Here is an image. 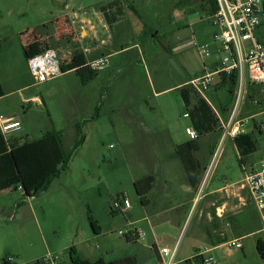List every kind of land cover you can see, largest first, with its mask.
Here are the masks:
<instances>
[{
    "label": "rangeland",
    "instance_id": "1",
    "mask_svg": "<svg viewBox=\"0 0 264 264\" xmlns=\"http://www.w3.org/2000/svg\"><path fill=\"white\" fill-rule=\"evenodd\" d=\"M111 1L0 0V72L6 92L17 85V78L30 77L25 54L52 48L69 63L72 54L79 50L77 36L83 31L82 24L76 23L77 17L98 12L100 5ZM120 2L123 16L110 31L101 33L103 40L111 37L110 49L102 47L96 53L107 57V67L98 71L86 88L72 71L52 81L31 85L21 93L24 99L38 96L42 106L22 103L16 95L7 98L22 122L21 134L33 140L47 132L62 133L63 150L70 159L67 168L35 197H26L21 188L0 193V264L9 258L15 264H29L47 256L53 264H72L68 255L72 246L79 258L89 264L133 259V264L151 261L155 264L154 240L158 246L169 249L177 245V264H201L199 258L189 262L183 258L197 253L202 246L207 214L231 199L223 190L191 204L192 194H188L180 164L172 162L171 165H176L173 169H162L160 147L165 151L162 153L169 152L166 142L167 132H171L169 124L184 135L190 120L182 116L186 111L180 89L157 92L179 84L188 76H199L203 63L208 65L218 56L216 38L220 31L208 21L203 0L197 1L198 8L193 7L190 14L183 12L189 7L185 0ZM66 15L73 19L57 20L58 16ZM95 25L100 29L96 21ZM176 27L182 30L172 39L171 31ZM193 41L198 46L207 45L211 56L198 54ZM184 44L190 45L187 52L170 51ZM110 51L120 52L107 56ZM251 84L245 76L230 98L221 77L215 75L209 89L203 92L206 99L200 97L223 123L228 113H222V109L234 110L236 120H247L245 130L253 134L256 145L255 152L242 165L233 141L222 138V129L202 135L194 154L205 169L204 182L198 189L200 195L237 184L242 186L241 194L249 202L242 180L253 164L264 159V106L254 107L247 101ZM255 89L264 96V88ZM82 91L89 94L88 102ZM87 114L95 120H85ZM77 124L81 125L80 136L75 132ZM80 139V145L73 151ZM168 171L165 188L175 197L163 209L158 197L164 188L161 180H165L163 175ZM147 176L155 179L153 188L143 195L151 204L142 205L134 182ZM117 198L128 200L130 208L124 212L111 211ZM90 220L98 223L99 234L92 232ZM131 229L139 232L137 241L128 238L126 233ZM260 238L264 239V234L242 240L243 248L226 264H264L256 251ZM204 257L216 261L214 255Z\"/></svg>",
    "mask_w": 264,
    "mask_h": 264
},
{
    "label": "trees",
    "instance_id": "2",
    "mask_svg": "<svg viewBox=\"0 0 264 264\" xmlns=\"http://www.w3.org/2000/svg\"><path fill=\"white\" fill-rule=\"evenodd\" d=\"M208 4L209 15H213L216 11L215 0H209ZM98 10L109 29L124 14L123 5L117 0L100 5ZM85 64V59L81 54L74 52L70 62L63 65L62 70L63 73L75 72L80 83L85 85L98 75L97 71L90 70ZM217 75L221 77L222 86L226 87L229 97L232 98L239 83L238 71L233 70L229 74L218 73ZM256 87L264 88L261 85L251 84L247 93V101H251L254 107L264 106V96L259 94V91L255 89ZM179 92L192 128L196 133V138L176 146L175 154L181 163L187 183L193 190H197L202 181L204 171L201 163L194 156L195 152L198 151V140L204 134H210L216 132L217 129H221L220 120L214 109L203 98L191 91L188 86L181 87ZM221 111L226 113L225 109ZM75 132L77 136H80V124L75 126ZM61 138L62 133L54 131L47 132L36 140L8 137L0 132V193L21 188L26 197L32 198L45 191L50 182L57 178L68 166L70 155H65ZM232 141L239 154V162L243 165L245 158L256 150L253 134L246 132L236 136ZM80 143L81 139L77 140L73 151L78 148ZM154 180L153 176H147L134 182L136 193L142 205L149 204V201L143 195L153 188ZM89 222L92 232L96 235L99 234L100 227L98 223L94 220ZM128 238L130 241L139 239L136 229ZM256 251L260 258L264 260V239L256 241ZM68 255L72 264H89L88 261L79 258L73 246L68 249ZM195 259L198 258L193 257L190 260ZM190 260H187V262ZM125 263L133 264L135 260H124L111 264ZM2 264L11 263L8 262V259H3ZM29 264L44 263L41 260H36Z\"/></svg>",
    "mask_w": 264,
    "mask_h": 264
},
{
    "label": "built area",
    "instance_id": "3",
    "mask_svg": "<svg viewBox=\"0 0 264 264\" xmlns=\"http://www.w3.org/2000/svg\"><path fill=\"white\" fill-rule=\"evenodd\" d=\"M216 11L208 15L207 19L220 31L217 36L219 43L218 68L216 73L229 74L233 70L238 71L239 83L246 76L252 84L264 87V43L256 38L258 27L264 23V4L260 0H215ZM76 18V17H74ZM1 41V35H0ZM192 46L196 47L198 54L209 57L211 52L208 46H198L194 41ZM30 75L35 84H43L63 75L62 67L66 63L58 55L57 50L48 48L26 59ZM107 57H98L86 62L92 71H101L107 67ZM212 83V74L190 82L192 89L203 97V92L208 90ZM240 93L237 99L239 103ZM215 111V110H214ZM217 114V113H216ZM188 117V114H184ZM220 120V119H219ZM247 120H236L233 110L228 120L220 121L222 138L234 139L236 136L245 134V123ZM20 122L5 119L0 116V132L8 136L20 129ZM196 138V133L193 135ZM242 183L247 188L252 204L258 211L264 231V159L252 165L250 172L246 173ZM130 208L126 199H115L111 204V211L124 212ZM135 229L126 234L131 235ZM119 235H124L119 232ZM229 248L240 249V241L232 240L226 243ZM177 245L173 249L162 247L158 249V264H177ZM206 251H198L194 257L200 258L201 264H217L212 257H204ZM11 259H8L10 262ZM44 264H53L50 256L41 260Z\"/></svg>",
    "mask_w": 264,
    "mask_h": 264
},
{
    "label": "crops",
    "instance_id": "4",
    "mask_svg": "<svg viewBox=\"0 0 264 264\" xmlns=\"http://www.w3.org/2000/svg\"><path fill=\"white\" fill-rule=\"evenodd\" d=\"M117 1H120V0H117ZM197 1L198 0H185L186 5H189V7L186 6L188 8L186 10H183L184 14L193 13V11H192L193 7L198 8L197 7V5H198ZM260 1L262 4H264V0H260ZM203 2H204V5L202 6L203 11L209 15V4H208L209 0H203ZM64 17L67 18L68 20L73 19L72 17H69L66 15V16H58L57 20L64 18ZM77 19L78 20L76 21V23L79 22L80 24H82L81 29L83 28V31H81L77 36V42L79 44L78 45L79 46L78 52L85 59V62H88L90 60L98 58L99 56L96 53L100 50V48L107 47L108 49H110L111 37L108 41L103 40L101 33L103 34L104 31L108 32L111 29H109L107 27L102 15L99 11L98 12L94 11L93 13L88 14V15L83 14L80 17H77ZM95 21L99 24V27H97V28H100V29H96ZM180 30H182L181 27H176L175 30L171 31L172 39H174V37H175L174 35H179L178 32ZM255 35L259 41L264 43V23H262L258 27ZM107 38H109V36ZM177 40H179V39L177 38ZM179 41H181V40H179ZM1 42H2V37H1L0 44H1ZM29 43L31 44V42H29ZM189 44H184L183 46H178V47L175 46L173 49H170V51L171 52L175 51L176 54L181 53V52H187L186 50H188L187 48L190 46ZM166 47L169 48L170 46L168 45ZM119 52L120 51L114 52V53L118 54ZM110 53H111V51H110ZM114 53L108 54L107 56L113 55ZM29 56H31V55L26 54V57L24 60L26 61L27 57H29ZM218 60H219L218 56H216L214 59L210 60V63L208 65L203 63V69L201 70L199 76H196V75L188 76L179 84L171 86L170 88H167V89H162L157 93H163L165 91H170L173 89L178 90V89H180V87H184V86H188L191 91L196 93L192 89V87L190 86V82L193 80H196V79H198V78H200V77H202L208 73L212 74V77L217 75L216 69L218 68V65H219ZM65 63L67 64V61H65ZM183 68L186 69L185 67H183ZM67 73H69V72H67ZM67 73H64L63 75H65ZM29 74H30V72H29ZM30 78H31V82L33 84H30ZM4 83L5 82H4V80L2 78V74L0 72V116H2L5 119H11L14 121H19L20 125H21L19 130L9 134L8 137L10 136V137H15V138L31 140L27 134H21V132L23 131L22 122H21L20 118L16 115L14 108L10 107L11 103L7 102V100H8L7 98H9L12 95H16L19 98H21L22 103L34 102V103L38 104L39 106H42L43 101L40 100L38 96H31V97H28L26 99L22 98V96H21V93L29 90L35 83L33 82L31 75L28 79L26 78L25 80L17 78L16 79L17 85H15L10 90V92H6ZM87 84H85V85L81 84V85L83 86V88H86ZM82 96H83L85 102H88L90 100L89 94H86L84 91H82ZM181 101L183 104L182 98H181ZM3 105L5 106V108H3ZM183 106H184V104H183ZM22 107L24 109V105H22ZM226 111H228V110H226ZM226 113H228L227 116L229 118L231 111L226 112ZM184 114H187V113L185 112ZM184 114L182 116H184ZM88 115L89 114H87V116H85V117H87L85 120H91V121L95 120V118H93L92 116H88ZM183 118H189V117H183ZM228 118H227V120H228ZM191 128H192V124L190 121V125L185 128V132L183 135L179 132L177 127H174V126H172V124H169L168 130H170L171 132H167V135H166L167 136L166 142H168L169 146H170L169 152L167 154L162 153V151L163 152H165V151L163 150V147H160L161 148L160 153L163 155L162 156V162H163L162 165H164L162 167V169L169 168V171H170L171 169H173L172 167L176 166V165H171V163L173 162V164H175L174 162H176V161L181 166L179 159L177 158V156H175V148H176V146H178L184 142L195 139L193 136L195 134V132H194L193 128H192V130H191ZM257 129H258V127H257ZM33 140H36V139H33ZM160 145L162 146L163 143H159V146ZM181 168H182V166H181ZM169 171L167 173L165 172V174L163 175V178H165V180L164 181L161 180V182L163 183L164 188H163V191L160 192L161 194L158 197V201L164 206L163 209L169 207V205H171V203H172L173 197H175V195L168 193L166 188H165V185L167 183L166 175L169 173ZM185 180H186V177H185ZM203 182H204V175L202 176V181H201L200 185L203 184ZM186 184L188 187L187 188L188 194H192V197L190 198L191 204H194L195 202H197V199L201 200L202 198H207V197L214 195V194H217L218 192H221L223 190L225 192H227V194H229V196L231 195L230 200L223 202L222 205L220 207L216 208L214 211H212L211 214L210 213L207 214L206 220H205V222H206V235L203 238V243L201 246L202 248L199 247L197 249L198 251H200V250L206 251L207 254L214 255L216 257L217 264H226V262H225L226 260L231 258L233 255L238 254L239 250H241L243 248V246L240 249L229 248L226 245L227 242L232 241V240H238L241 243L242 240H244L245 238H247L249 236H254V237L256 236L257 237L261 234H264V231H262V223L260 220L259 213L255 209L254 205L252 204L250 196H249V202H246L245 197L241 194V190H242L241 185L235 184V185H233L234 187H231V188H226V189H220L219 188L216 190H210V191L204 192L202 195H200L201 192L200 191L198 192L200 185H199L197 190H193L189 186V184L187 183V180H186ZM148 201H149V204H151V201L150 200H148ZM166 205H168V206H166ZM137 233L139 235L138 231H137ZM152 245L154 246L155 251H156L157 262L155 264H158V249H160L164 246H161V247L158 246L156 240L153 241ZM195 255H196V253L192 254L191 256H186L183 259H185V260L189 259L190 260ZM9 263L15 264L14 262H12V260ZM149 264H154V263L151 261V262H149Z\"/></svg>",
    "mask_w": 264,
    "mask_h": 264
}]
</instances>
